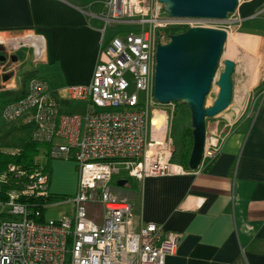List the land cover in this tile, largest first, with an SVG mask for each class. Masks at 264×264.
Returning <instances> with one entry per match:
<instances>
[{
  "label": "built area",
  "instance_id": "1",
  "mask_svg": "<svg viewBox=\"0 0 264 264\" xmlns=\"http://www.w3.org/2000/svg\"><path fill=\"white\" fill-rule=\"evenodd\" d=\"M103 19L104 29L111 24L131 29L101 45L90 81L67 86L71 99L87 102L83 115L61 114L57 90L40 76L30 78L25 95L3 108L4 119L31 126L33 140L47 145L42 156L74 161L79 178L75 194L51 202L73 204V212L38 222L40 206L45 209L52 201L48 173L14 163L0 172V220L9 219L0 224V264H165L178 250V234L166 232L163 225L135 226L134 203L119 195L113 182L123 175L143 180L195 172L172 162L173 109H157L154 77L157 45L170 39L158 30L193 27L196 20L170 18L159 0H107ZM238 20L230 15L226 30ZM23 44L33 49L35 63L45 61L38 35H25L16 49ZM13 66L0 63V77L12 76L10 82L0 81L5 89L15 87ZM132 85L135 91H130ZM224 138L217 132L206 138L201 166L220 154ZM4 152L14 155L19 149ZM40 198L44 201L38 205ZM90 203L102 208L101 222L89 216Z\"/></svg>",
  "mask_w": 264,
  "mask_h": 264
},
{
  "label": "crops",
  "instance_id": "2",
  "mask_svg": "<svg viewBox=\"0 0 264 264\" xmlns=\"http://www.w3.org/2000/svg\"><path fill=\"white\" fill-rule=\"evenodd\" d=\"M106 2L0 0V46L17 53L25 35H38L45 47L38 75L57 90L61 104V91L70 98L67 86L91 80L101 45L116 35L104 29ZM235 15L238 24L231 23L228 33L241 27L240 34L261 44L230 52L237 62L233 100L239 98L240 120L226 131L220 154L195 172L130 181L120 176L127 183L115 184L134 203L135 226L155 222L178 234V250L165 264H264V0H240ZM53 163L52 195L75 194L74 165ZM89 216L101 222L102 208L90 203Z\"/></svg>",
  "mask_w": 264,
  "mask_h": 264
},
{
  "label": "water",
  "instance_id": "3",
  "mask_svg": "<svg viewBox=\"0 0 264 264\" xmlns=\"http://www.w3.org/2000/svg\"><path fill=\"white\" fill-rule=\"evenodd\" d=\"M170 18L177 20L227 21L239 6L240 0H159ZM229 33L226 29L193 26L173 34L170 41L158 43L154 77V98L160 104L182 102L191 112L193 147L188 170L200 168L206 144V120L225 111L234 99L237 62L230 56L223 57ZM5 56H0V62ZM13 63L18 57L13 56ZM223 71L215 75L221 65ZM14 64V69H15ZM10 82L11 75L4 74L0 81ZM218 93L210 106L205 100L212 85ZM0 90H5L0 83ZM128 180H118L124 186Z\"/></svg>",
  "mask_w": 264,
  "mask_h": 264
},
{
  "label": "trees",
  "instance_id": "4",
  "mask_svg": "<svg viewBox=\"0 0 264 264\" xmlns=\"http://www.w3.org/2000/svg\"><path fill=\"white\" fill-rule=\"evenodd\" d=\"M178 29V31L175 30ZM187 30V29H186ZM185 31V30H183ZM180 25H171L165 29H159L158 34L164 33L168 38L173 34L183 32ZM17 75L22 78L20 85L17 88L0 90V172H5L8 164L14 163L21 169L26 171H34L41 168L44 173L50 172V162L42 166L38 163V157L42 156L41 152L45 148V143L34 141L31 135V126L24 123L9 122L2 116V111L5 104L13 101H17L22 98L27 90V82L30 78L39 76L36 70L24 71L20 69ZM175 110L173 112L171 136L174 140L175 150L172 156V162L181 164L185 168H188V161L193 147V136L191 126V112L188 106L182 102H175ZM9 124V126L2 128L1 123ZM6 148H17L19 152L12 155L5 153ZM44 157V156H43ZM49 161L51 158L45 157ZM120 177V176H119ZM117 178V180L121 178ZM130 181V176L123 175ZM116 180V181H117ZM114 185L116 184L113 182ZM3 191V189H2ZM59 196L51 195L50 200H58ZM35 200V199H34ZM30 200L31 202L34 201ZM41 205L44 199H36L35 203ZM40 216L36 218L38 222H44L45 209L40 206Z\"/></svg>",
  "mask_w": 264,
  "mask_h": 264
},
{
  "label": "rangeland",
  "instance_id": "5",
  "mask_svg": "<svg viewBox=\"0 0 264 264\" xmlns=\"http://www.w3.org/2000/svg\"><path fill=\"white\" fill-rule=\"evenodd\" d=\"M192 24L194 26H205V27L221 28V29H227V27H228L227 21H221V20H215V19L193 21ZM188 26H190V25H181V30L183 31V30L188 29ZM130 29H131V27L129 25L111 24L110 26H108V33L107 34L111 35V37H112V35L114 36L115 34L124 37L128 33V31H130ZM175 30L178 31L177 28H175ZM240 33H243L241 27L240 28H234L230 31V34L232 36L239 35ZM166 41H167V39H166ZM169 41H170V39H168V42ZM28 49H29V47L27 46V44H23L19 48L18 52L16 53L19 61L21 63H23L24 65H20L19 67H17V65H16L15 69L12 67L13 73L15 75V78L13 80V84L15 86L14 88L19 87V85L21 83L20 81H22V78L17 75V72L20 69H22L24 71L36 69V72L38 74L40 73L41 64L35 63L32 60L31 55H28L29 54ZM230 52L231 51L226 48V50L224 51L223 57L230 56L231 55ZM223 68H224V66L221 63V65H220V67H219V69L215 75L216 80L218 79L219 74L223 71ZM11 78H12V76H11ZM135 90H136L135 87L132 85L130 87V91H135ZM217 93H218V86L216 84H213L212 88L210 90V93L206 97L205 106H210L213 103L214 99L217 96ZM61 94L63 97L61 104H60V109H59V112L61 114H63V115L75 114V113L84 114L85 104L87 105L86 101L71 99L66 95V92H63V91H61ZM142 95H143V92H139V96L142 97ZM238 95L240 96L239 93H238ZM238 100H239V98L237 97V100L236 99L233 100L232 103L230 104V106L225 111H223L222 113H220L216 117L208 118L206 120L207 137H210L212 135V133H216V132L219 134L226 133V131L228 129H230L238 120H240L239 119L240 118L239 117L240 116L239 115L240 114V106H239ZM175 107H176L175 102L170 103V104H159V105H157V109L169 110V108H172L173 112L175 110ZM172 119H173V114H172V116H170V120H169L170 130H171V126H172ZM1 125H2V128L9 126V124L6 125V124H4V122H3V124L1 123ZM170 135H171V133H170ZM172 140H173V138H172ZM173 142H174V140H173ZM174 150H175V146H174ZM49 162H50V165H53L54 164L53 162L72 163L74 165V174L77 177V181H78L79 169H78V167L74 161H72V160L65 161V160H58V159H53V160L49 161L48 159H46L43 156L38 157V163L42 166L47 165ZM116 180H117V178L114 181L115 183L117 182ZM113 186L116 187V185H114V183H113ZM57 196L62 197V195H57ZM53 201H55V200H53ZM53 201H50L48 203V207L45 208V219H47V220L60 219L64 215L72 213L74 210L73 204L61 203L59 205H54L51 203ZM6 220H9V219L3 216L0 220V224Z\"/></svg>",
  "mask_w": 264,
  "mask_h": 264
},
{
  "label": "bare ground",
  "instance_id": "6",
  "mask_svg": "<svg viewBox=\"0 0 264 264\" xmlns=\"http://www.w3.org/2000/svg\"><path fill=\"white\" fill-rule=\"evenodd\" d=\"M260 44L261 42L259 38L253 35L239 34L232 36L231 34H229L226 48L229 49L232 53V51H238V48L240 47L254 50L258 46H260ZM154 119L157 123L162 122V117H160L159 115H156Z\"/></svg>",
  "mask_w": 264,
  "mask_h": 264
},
{
  "label": "flooded vegetation",
  "instance_id": "7",
  "mask_svg": "<svg viewBox=\"0 0 264 264\" xmlns=\"http://www.w3.org/2000/svg\"><path fill=\"white\" fill-rule=\"evenodd\" d=\"M15 52L16 51L8 50V49L3 48V47L0 46V56L1 55L5 56V60L3 61V63L4 62H8V61L10 63H13V60H12L13 56H17ZM0 63H2V62H0Z\"/></svg>",
  "mask_w": 264,
  "mask_h": 264
}]
</instances>
